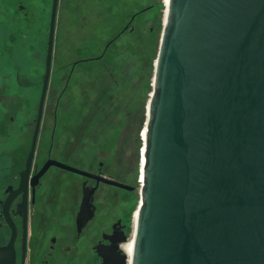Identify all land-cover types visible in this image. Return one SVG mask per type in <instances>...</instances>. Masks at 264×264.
Masks as SVG:
<instances>
[{"label": "water", "instance_id": "1", "mask_svg": "<svg viewBox=\"0 0 264 264\" xmlns=\"http://www.w3.org/2000/svg\"><path fill=\"white\" fill-rule=\"evenodd\" d=\"M143 129L121 264H264V0H168Z\"/></svg>", "mask_w": 264, "mask_h": 264}, {"label": "flooded vegetation", "instance_id": "2", "mask_svg": "<svg viewBox=\"0 0 264 264\" xmlns=\"http://www.w3.org/2000/svg\"><path fill=\"white\" fill-rule=\"evenodd\" d=\"M52 1L0 0V248L13 264H121L135 190L110 182L134 187L135 172L112 135L113 111L89 104L93 90L115 84L112 64L72 61L66 50L58 58L53 49L40 111ZM85 1L75 0L83 19L97 7ZM69 4L58 0L55 29ZM138 15L119 34L134 31ZM15 39L23 62L7 52Z\"/></svg>", "mask_w": 264, "mask_h": 264}, {"label": "rangeland", "instance_id": "3", "mask_svg": "<svg viewBox=\"0 0 264 264\" xmlns=\"http://www.w3.org/2000/svg\"><path fill=\"white\" fill-rule=\"evenodd\" d=\"M87 2L97 5V13L99 12L101 18V22L90 31L95 37L85 34L84 39L80 41L73 39L77 33L74 29L82 27L81 23L86 18H81L84 13L81 12L75 0H68L70 9L68 7L66 14L62 12L59 20L56 21L53 49L58 58H61L60 53L62 51H70L72 61L96 58L104 52L102 62L112 64L113 70L111 71L114 74L115 84L107 81L106 86L110 89L103 88V90H107L106 94L102 92L101 87L93 90L89 104L92 105V101H94L96 105L93 107L95 109L113 111V120L110 124L115 125L117 131L114 129L112 135L116 137L117 146L127 165L134 167L135 181L132 185L135 187V191L131 195L129 206L125 208L130 209L127 226L130 228L131 235L133 231L132 216L139 204L137 175L140 166H138V156L142 142H144L142 128L145 121L146 105L151 93L152 68L162 29L163 0H87L85 1L86 5ZM82 4L84 6L83 2ZM15 6L13 4L14 13ZM149 6H153V9H147L141 14L140 11ZM7 7L9 13L12 12L11 5L9 4ZM137 12L139 15L134 23V31L123 33V37L107 47V43L122 31ZM158 21H160L159 28L157 27ZM148 23L153 28L152 32H149ZM9 29L15 33L18 27L16 25L9 27ZM144 29L146 32L141 34ZM79 34L81 33L79 32ZM20 44L21 41L18 39H15L11 44L8 42L7 52H9L12 61L23 62L27 60V55H23L25 51L20 53L21 49L18 48ZM95 67L97 68L98 65ZM84 68L89 71L87 66ZM142 152L143 148L141 149V161ZM124 203L122 200L121 209Z\"/></svg>", "mask_w": 264, "mask_h": 264}, {"label": "trees", "instance_id": "4", "mask_svg": "<svg viewBox=\"0 0 264 264\" xmlns=\"http://www.w3.org/2000/svg\"><path fill=\"white\" fill-rule=\"evenodd\" d=\"M85 14H86V17H85L86 20L81 23V25L83 26V29L81 31H79L80 28L79 29H76V28L74 29L77 33H75V37L73 39L76 40V41L77 40L80 41V40L84 39L85 34H88V35H90L92 37H95L94 34L92 35V33L90 31L95 27L96 24L101 22L100 21L101 18H100L99 12L97 13V7L96 8H92V6H89V9L85 12ZM85 25H87V27H85ZM157 27L158 28L160 27V21H158ZM145 29L141 32V34L146 32ZM148 29H149V32L153 31V28H152L151 25H149ZM79 32L81 34H79ZM123 36H124V34H118L107 45L108 46L112 45V43H114L116 40H118L119 38H121ZM60 56L61 57L63 56V51L60 53ZM103 57H104V52L102 53V55H100L99 57H96V58L85 59V60L84 59H78V60L87 61V62H102ZM152 70H153V68H152Z\"/></svg>", "mask_w": 264, "mask_h": 264}, {"label": "bare ground", "instance_id": "5", "mask_svg": "<svg viewBox=\"0 0 264 264\" xmlns=\"http://www.w3.org/2000/svg\"><path fill=\"white\" fill-rule=\"evenodd\" d=\"M167 2L168 0H163V6H164V12H163V21H164V18H165V15H166V7H167ZM144 131V129H143ZM144 139H145V133H144ZM143 153H144V150L142 152V161L140 162V169L142 168V164L144 162V156H143ZM139 179L141 180L142 179V174L140 173V176H139ZM141 181H139L140 183ZM134 222H135V216L133 217V227H134ZM131 240V239H130ZM125 252L126 254L128 255V258L130 257L131 253H132V244L129 242V244H127L125 246Z\"/></svg>", "mask_w": 264, "mask_h": 264}]
</instances>
